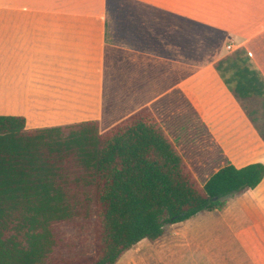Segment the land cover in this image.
<instances>
[{"label": "crops", "instance_id": "1", "mask_svg": "<svg viewBox=\"0 0 264 264\" xmlns=\"http://www.w3.org/2000/svg\"><path fill=\"white\" fill-rule=\"evenodd\" d=\"M239 49L264 76V0H0V115L23 116L28 129H106L149 106L174 142L154 104L178 117L188 98L226 163H264V138L217 69ZM134 97L144 103L105 122L106 101ZM214 211L234 232L249 227L233 235L240 259L224 264H264V177Z\"/></svg>", "mask_w": 264, "mask_h": 264}, {"label": "trees", "instance_id": "2", "mask_svg": "<svg viewBox=\"0 0 264 264\" xmlns=\"http://www.w3.org/2000/svg\"><path fill=\"white\" fill-rule=\"evenodd\" d=\"M217 69L240 104L258 98L264 110V76L245 49ZM263 177L262 162H229L200 183L149 106L103 130L98 120L28 129L23 116L0 115V264H116ZM80 221L94 232L91 254L60 233Z\"/></svg>", "mask_w": 264, "mask_h": 264}, {"label": "rangeland", "instance_id": "3", "mask_svg": "<svg viewBox=\"0 0 264 264\" xmlns=\"http://www.w3.org/2000/svg\"><path fill=\"white\" fill-rule=\"evenodd\" d=\"M226 51H229L226 48ZM254 65V63H253ZM108 85L112 88V81ZM106 121H116L144 103V99L126 100L119 99L106 101ZM115 102V103H114ZM193 103L185 98V108L178 117L170 114L163 106L162 101H157L154 108L164 125L173 134V140L183 154L188 166L200 183H203L213 172L226 163L222 154L205 127L197 119ZM242 107L250 112L256 120V128L264 138V110L258 98H251L241 102ZM179 118L180 123H176ZM101 129L105 124L101 123ZM231 219H227L219 211H202L184 222L168 225L164 235L154 242L142 240L135 247L126 251L116 264H224L228 257L236 261L240 259L241 250L234 234H249L247 226L243 223L235 225L236 232L230 227ZM233 221V220H231ZM234 222V221H233ZM82 225H79V224ZM80 223H64L59 225L62 236L67 243L77 249H86L88 254L93 253L94 232L88 225ZM219 237L222 242L211 241L210 237ZM233 237V239H231ZM229 238V241L228 239ZM220 244L224 247L219 255H213L214 246Z\"/></svg>", "mask_w": 264, "mask_h": 264}, {"label": "built area", "instance_id": "4", "mask_svg": "<svg viewBox=\"0 0 264 264\" xmlns=\"http://www.w3.org/2000/svg\"><path fill=\"white\" fill-rule=\"evenodd\" d=\"M227 48H228L229 50H232V44H228V45H227Z\"/></svg>", "mask_w": 264, "mask_h": 264}]
</instances>
